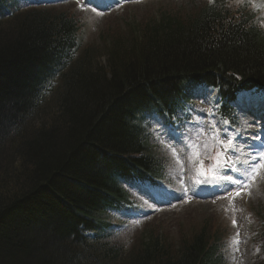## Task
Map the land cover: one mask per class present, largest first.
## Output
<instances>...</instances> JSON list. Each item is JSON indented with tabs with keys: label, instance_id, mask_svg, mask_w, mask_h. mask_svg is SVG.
I'll list each match as a JSON object with an SVG mask.
<instances>
[{
	"label": "trees",
	"instance_id": "obj_1",
	"mask_svg": "<svg viewBox=\"0 0 264 264\" xmlns=\"http://www.w3.org/2000/svg\"><path fill=\"white\" fill-rule=\"evenodd\" d=\"M244 1L123 26L107 13L83 45L75 6L0 0V264H224L214 226L144 238L123 224L144 210L130 187L166 165L142 116L178 130L194 86L216 91L224 122L237 93L264 95V20ZM252 220L251 264H264V210Z\"/></svg>",
	"mask_w": 264,
	"mask_h": 264
},
{
	"label": "rangeland",
	"instance_id": "obj_2",
	"mask_svg": "<svg viewBox=\"0 0 264 264\" xmlns=\"http://www.w3.org/2000/svg\"><path fill=\"white\" fill-rule=\"evenodd\" d=\"M54 1L67 2L75 8L86 10L88 19L81 35V43L85 45L97 38L106 21L102 15L104 11L122 7L112 13L115 17L110 23L123 26L151 14L161 15L166 12L187 10L201 0ZM50 2L51 0L45 1ZM35 3V0H19L21 8L30 7ZM98 4L100 7H96ZM245 4L252 7V12L258 14L260 20H264V0H245ZM246 97L250 96L243 94L239 99ZM214 103V94L210 90L197 88L186 106V116L190 119L181 132L165 128L155 114L144 115L146 132L152 135L155 148L167 162L168 172L157 186L147 187L134 183L132 189L140 200L136 203L145 210L132 213L126 220L138 224L139 227L144 224L140 229L144 238L150 234V230L172 231L177 224H181L183 233L190 234L198 226L206 223L210 228L214 226L221 241H224L222 257L224 264H251V258L255 254L252 240L255 224L252 218L255 213L264 210V172L255 182H250V189H243L241 195L236 197L234 195L236 186L221 191L213 184H207L205 187L203 183H196L199 178L197 176L199 164L194 152L200 153L199 159L204 161L205 169L211 167L213 161L209 157L215 155L217 150H223L216 139L214 142L213 135L218 134L219 139L226 140L224 130L227 129V136H231L234 142L240 145V151L232 155V160L236 162V167L242 170V164L237 161L248 158L246 154L250 149L246 146L247 142L264 143L261 134L258 139L256 137V134H259L258 123L264 120L260 118L264 115L261 108L264 106V99L261 97L254 100V106H258L257 110L260 109L258 111L262 113L257 120L252 119L249 114L257 112L251 109L252 102L248 103L247 112L236 109L239 124L233 128L225 125L213 114ZM262 130L264 131V128ZM192 143H196L198 147L193 149L190 146ZM228 155H231V150ZM221 174L237 176V173L231 172L228 168L221 170ZM113 218L120 219L118 215H113Z\"/></svg>",
	"mask_w": 264,
	"mask_h": 264
},
{
	"label": "snow or ice",
	"instance_id": "obj_3",
	"mask_svg": "<svg viewBox=\"0 0 264 264\" xmlns=\"http://www.w3.org/2000/svg\"><path fill=\"white\" fill-rule=\"evenodd\" d=\"M210 2H212V0H210ZM96 7H100V5L98 4ZM96 7L93 8V11L96 10ZM224 131L226 140L219 139L218 134L214 136V139H216V142L223 150H217L215 155L209 157L213 161L211 167L205 169L204 161L199 159L200 153L194 152L199 164L197 170V176L199 178L196 180V183L213 184L221 191H227L230 187L236 186L234 195L238 197L241 195L243 189H250V182H255L260 177L261 173L264 172V143L254 144L252 142H247L246 146L250 149V152L246 154L248 158L243 161H237L242 164L241 170L236 167V162L232 160V155H236L240 151V145L234 142L231 136H227V129ZM259 135L260 134H256L257 139ZM190 146L193 149L198 147L196 143H192ZM229 150H231V155H228ZM225 168L230 169L233 173H237V176L234 177L231 174H221V170ZM233 223H235V221H233ZM237 243H239L238 240Z\"/></svg>",
	"mask_w": 264,
	"mask_h": 264
},
{
	"label": "bare ground",
	"instance_id": "obj_4",
	"mask_svg": "<svg viewBox=\"0 0 264 264\" xmlns=\"http://www.w3.org/2000/svg\"><path fill=\"white\" fill-rule=\"evenodd\" d=\"M208 183H203V185L206 187Z\"/></svg>",
	"mask_w": 264,
	"mask_h": 264
}]
</instances>
